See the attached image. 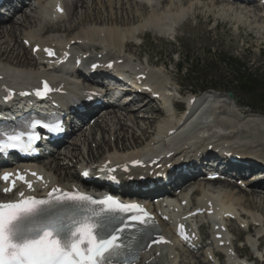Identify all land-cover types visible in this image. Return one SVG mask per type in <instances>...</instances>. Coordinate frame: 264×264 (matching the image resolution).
Returning <instances> with one entry per match:
<instances>
[{"label": "bare ground", "instance_id": "obj_1", "mask_svg": "<svg viewBox=\"0 0 264 264\" xmlns=\"http://www.w3.org/2000/svg\"><path fill=\"white\" fill-rule=\"evenodd\" d=\"M45 1H42L40 4L39 2H36L29 5V7L33 8L30 11L32 13H35V9H36L39 13L41 12V17L38 16L37 20L33 18L34 20L30 22L28 21L27 15H23L21 23H19L20 27L23 26L24 28L29 26L30 24H34L36 27L44 26L45 27L44 33L41 36V38H39V35L35 36L31 33H24L18 31L19 30L18 26H15V24L12 22L11 24H8V27L6 25L5 26L2 25L5 22L0 24V39L3 38L8 39L6 43V47L3 50L2 47L0 46V77L2 78L3 82H6L10 85H21L24 84L25 82L33 83L34 79H39L43 75H45L46 73L45 74L42 73L43 69L41 72L37 70L38 73H29L27 71V68H33L39 66V63H37L36 60L37 58L42 59L43 57L46 56V53L44 51V49L46 48H52V50H54L56 55H58L60 51L62 52L63 56H66L67 54H70V52L67 51V49H73L82 52L80 54L79 59H82L83 56L89 58L90 57L96 58V60H93L88 64L89 67L99 62L97 60V56L95 55L93 56L91 54L92 52L95 51L97 52L96 55H98V54H103V52H105L106 50L107 54L105 57L108 63L112 61L116 62L117 60H122V61L127 60L122 56V54L131 53L134 47H137L133 42H131L128 39V36H130V34H133L134 31L137 29L133 27L137 25L139 30L146 29L149 32H154L155 34H161V36L165 37V35L161 32L162 25H166L167 22H169L167 27L169 28L171 27L172 22L174 23L177 19L181 17V13L179 12V9H181L184 6L183 3H185L187 7L182 9L188 13L193 11L192 14H195L194 10L196 9V6H199L200 8L202 7L203 9H205V13H204L205 15L208 12L218 10L219 12L221 11L222 15H228L227 17L229 18L226 21L239 22L238 17L240 16L242 18H245L246 19L245 21H248L249 18H251L253 19L252 22L257 23V25L258 24L264 25V7L260 8L258 5L251 2L242 3V4L239 2H232L235 4H239L240 6L235 7L236 9L224 7L222 8L223 10L222 9L219 10L218 7L214 8L215 7L214 5L218 3H230V2H224L223 0L221 1L211 0L212 2L210 1L209 2L210 4H204L200 2L201 0H161L159 2V5L154 7V5H151V0H127L128 2L131 3V5L137 8V11L133 14L130 10L128 11L125 8L123 9V5H124L123 0H113V2L111 0H103L104 7L107 8L105 10H107L108 13H110V14L107 13L108 14L107 21L110 22L111 24H114L113 26H116L117 30L110 29L107 30L106 32L104 31L102 32L100 30H96L95 28L91 29L89 28V26H87V29H85L82 32H79L80 30L78 31L76 26L81 28L83 24L89 23L88 20H90V18H88V15L86 14V10L88 7L91 6L87 5L86 0H70L67 5V13L69 18L68 22L74 21L75 12L78 8H80L83 11L82 12L83 15H81L78 18L76 17L77 25L75 27L70 25L64 30V33L66 35L63 37V36H57L58 34L61 35V33L59 31L60 28L57 27L56 25L61 24V22L59 24H55L53 21L51 20L49 21L47 18H44V15L42 14L43 11L45 10V6H44ZM194 1H197L198 3ZM113 5L114 7L112 8ZM247 6L255 7V9L249 12L246 9L248 8ZM111 10H113L114 12L111 13ZM119 10L121 12H124L125 15L132 16L133 18L136 19L137 22L136 25L130 23L127 25V26H131L130 28L127 29L128 32L124 30H119V27L117 26V24L120 23L121 21ZM171 11H177V14L175 16H171L170 15ZM97 13H100V11H97L94 15H97ZM49 14H51L57 21L61 19L51 10ZM63 15H65V10ZM132 17L130 21L132 20ZM74 31H76V33H73ZM50 34L56 36H53L50 39V41H48L47 37ZM20 36L22 37L21 38L22 41H21V45H18L16 39L19 38ZM102 44H105V46H102ZM37 47L39 50L34 54L32 50ZM27 49H29V53L27 55L28 57L25 54L26 52L25 50ZM14 52H17V54L13 56ZM88 53H90L89 56ZM46 58L49 59L50 57L46 56L45 59ZM63 65L64 64H62V67ZM144 71L146 72V69ZM47 73H50V71H48ZM153 87L158 91L162 90V85H160L159 83H156ZM71 93L75 95L73 91H71ZM221 99L222 98L215 95L212 96L211 98H208L207 100H210V102H212V104L209 105H215L218 102L222 101ZM177 109L180 110V107ZM139 110H140L139 108H135L133 111L125 110V114L122 116L113 115L114 114L113 112L105 111L104 115L96 119L94 124L95 127L93 129H89L87 134L86 132H82L79 139L74 140L70 144V146L67 147L68 151H66L65 153H57V157H52L51 158L52 160L50 161L46 160V162H42V165H40V167H37L39 166V163L31 165V167L40 170L45 176H47L46 178L51 183H53V185H51L49 189L58 187L64 191L74 190V188L71 185L74 182H77V178H75L76 173L74 171H71V169L73 168H71V165H69V163H65V161L67 158L69 159L76 157V159L78 160L76 167L78 166L79 170L83 169L84 162H80L79 156L83 157L85 145H87L91 140L93 141L95 140L94 136H92L95 128H100L101 130H103L106 127L109 128L107 133H111V136L112 138H114L115 141V144L113 145L114 148L112 150H107V152H105L106 155L100 158L101 155L99 154L103 152L101 146L105 145V138H106L105 135L101 133L102 135L101 140L97 144L96 152L95 153L90 152L89 155H87V158L93 161L97 160L95 159L96 156L99 157L100 158L99 162L102 166H106L107 168L117 167L118 169H120L129 164H133L135 159L138 160L141 157L152 154L155 148L154 146L156 145L155 139L153 137L155 136V138H159L163 140L165 136L168 135V132L174 130L175 126L178 125L180 121L179 120L169 121L163 115L165 119H163L164 121L161 127L158 125L148 127L147 124H142V127L139 128L138 124L131 125L135 129L139 130L141 135L136 136L135 134L131 133L129 134L130 136L128 137L127 133L128 131H130V129L128 130V128L123 127L125 126V121H130L132 124H134L136 120L132 117L139 115L138 114ZM157 115L158 114L150 113V117L142 116V118L145 119V121L153 123L158 119ZM231 115L232 113L229 114V116L231 121H234L233 123H231L230 120H228V122H225L223 124H218L222 128L229 130L227 133H225L226 136L220 139L221 143L222 141L228 144L233 142V144H237L236 148L237 150L239 149L238 152L246 153L247 157L251 159L259 158L261 161L264 162V141H261L257 137L252 136V133L254 131H262V132L264 131V118L257 115H246L242 120H238L236 117ZM219 121H221V119ZM155 128L157 130H155ZM119 130L121 132H118ZM153 131L155 134H152ZM148 132L151 133V136L146 135ZM261 139L264 140V137H261ZM127 142L129 143V145H126ZM75 147H78V151L80 150L78 155L76 154V152H74ZM104 147H106V145ZM61 156H63V158ZM60 158H62L60 160L61 163L58 161ZM251 180L255 181V179L253 178ZM205 184L210 187L223 185L225 189L228 191L224 193L225 196L216 195L213 192L210 195L203 192L202 189L200 188L199 192L203 195V198H205L206 200L205 202L202 203V207L190 209V216L187 215L186 220L188 222L192 220L193 222L194 216H192L191 212L195 210H202V214H200L199 217H201L202 215H206L207 211L209 210L207 208L208 202H213L215 204H218L217 207L219 209L225 210V212L219 218L221 223L223 222V219L226 218V215L230 214L233 217L234 216L237 217V211L234 205L236 206L237 203L241 204L242 200L238 199L240 197L235 196L237 194H233L234 193L233 190L236 188L235 187L236 185H233V183L230 182H222V181H214L212 183L207 182ZM250 187L258 188L259 190L263 191L264 183L258 182ZM259 194L261 193H258L254 190L252 191L250 196L253 197ZM243 197L244 196H242V198ZM5 198L8 197H3L0 194V200L7 201V199ZM201 199L202 198H200L198 202L202 201ZM248 199L250 198L248 197ZM181 200L186 202L187 206L179 207V203H180L179 201ZM187 200H188L187 197L182 196L181 198H179L178 204H174L172 206H169L168 208H162L161 211L158 212L159 213L158 218L162 222V228L167 234L172 233V229L170 228V220L172 221L171 217H173L174 215L173 210H176L177 213H179L180 215H184L187 209L189 208V202ZM202 208L205 209V212ZM163 217L166 218V221L161 220ZM252 220L260 224V227H262V225L264 224L263 219L259 221L253 218ZM214 234H220L225 239L227 238V235L221 232H217ZM247 241L249 244H252V240L248 236H247ZM221 242L224 243L225 241H221ZM177 243H178L177 241H174L173 245ZM213 243L216 242L213 241ZM157 252H159L160 255ZM235 253L239 255V253L236 250ZM211 255L212 254L210 253L206 254V256L204 255L205 256L203 259L204 261H201L200 259H197L194 253L190 251L187 259L191 260V262L187 264H207L205 260H207L206 258L208 256L210 257ZM183 256L184 255L176 256L174 255V253H171V250L169 248L161 247L159 249H156L155 251L148 250L146 253L142 255L140 262H138V264H179L178 262L180 261L178 260L180 258L185 259ZM245 258L248 260L246 256ZM224 264H249V263L245 262V260L237 261L236 259H233L231 260V262Z\"/></svg>", "mask_w": 264, "mask_h": 264}, {"label": "snow or ice", "instance_id": "obj_2", "mask_svg": "<svg viewBox=\"0 0 264 264\" xmlns=\"http://www.w3.org/2000/svg\"><path fill=\"white\" fill-rule=\"evenodd\" d=\"M44 51L49 57L56 55L51 48ZM52 91L44 81L42 88L36 89L34 94L44 98ZM35 126L53 132L62 130L60 124L35 122ZM3 135L6 139H0V153L28 151L32 141L39 139L35 133L28 135L27 142L22 138L23 133ZM82 174L87 177L89 172ZM11 177V173L5 172L0 179L11 182L14 188L15 180ZM17 179L26 183L29 189L33 188L23 174L17 173ZM11 190L5 188L4 192ZM19 195L24 198L0 202V264H112V258L122 252H126L124 264H130L128 257L135 258L147 247L136 241L137 247L134 248L132 244H125L123 239L126 230L135 228L137 223L147 225L152 219L139 203H123L112 195L98 199L88 193L64 191L58 187L52 188L46 197H25L23 192ZM68 205L72 208L70 212L56 210ZM159 242L166 241L161 236Z\"/></svg>", "mask_w": 264, "mask_h": 264}, {"label": "rangeland", "instance_id": "obj_3", "mask_svg": "<svg viewBox=\"0 0 264 264\" xmlns=\"http://www.w3.org/2000/svg\"><path fill=\"white\" fill-rule=\"evenodd\" d=\"M111 1L113 2V0H111ZM202 1L203 0H201L200 2H202ZM210 1L211 0H209V2ZM86 2H87V5L91 6V7H88L86 10V14L88 15V18H90V20H88L89 23L83 24V26L81 28L76 26L77 25L76 17L78 18L81 15H83L82 14L83 11L80 8H78L75 12L74 21L68 22L69 21L68 20L69 19L68 13L67 14L65 13L64 16H66V19L63 20V22H61V24L56 25L57 27L60 28L59 31L61 33V35L58 34L57 36H63L64 37L66 35L64 33V30L67 27H69L70 25H72L74 27L76 26L78 31L80 30L79 32H82L85 29H87V26H89V28H91V29L95 28L96 30H100L102 32L103 31L106 32L107 30H110V29L111 30L116 29V26H113L114 24H111L110 22L107 21V15L110 13H108V11L105 10L107 8L104 7L103 0H86ZM194 2H197V1H194ZM209 2H208V4H210ZM40 3L41 2H39V4ZM123 4L125 5V6L123 5V9L125 8L128 11L130 10L133 14L137 11V8L133 5H131V3L128 2L127 0H123ZM164 4H166V3H164ZM183 4H184V6L182 8H186L187 5L185 3H183ZM220 4H223V3H218V4L214 5L215 6L214 8L218 7ZM82 5H85V4H82ZM79 7H80V4H79ZM113 7H114V5L112 6V8ZM154 7H156V6L154 5ZM224 7L225 6L218 7V9L221 10ZM247 7L248 8H246V9L249 12L252 11L253 9H255V7H250V6H247ZM182 8L179 9V12L181 13V17L179 18V20L181 18H183L182 22L185 21L184 26L186 27L187 25H189L193 30H192V32H188L184 28L180 29L178 32V34H179L178 38H180V39L176 40L174 42V45L173 44L172 45H170V44L164 45L161 42H159L157 39L153 38V37H158L159 39H165V37L161 36V34H155L154 32H149L146 29L139 30L138 26L136 25V23H137L136 19L133 18L132 16L125 15L124 12H121L119 10L120 20H121L120 23L117 24V26L119 27V30H124V31L128 32L127 29L130 28L131 26H127V25L130 23V24L136 25L133 28H137L133 34H130V36H128V39L131 42L134 43V41H135L134 37L146 38L143 41H138V40L135 41L138 44L140 42H143V46L139 45L137 47H134V49L132 50L131 53H133V55H135L137 58H139L140 57L139 55H141L142 57L139 61L142 63H144L146 61V59L149 58L151 60V62H153V63L157 62L159 60L158 61L159 64H164L166 70H164L163 67L158 65V63H156V65L154 64V66H157V69H153V70H157V73L159 74L160 79L164 82L165 85L171 87L172 89H177L178 88L177 85H179L182 88H185L184 85H188L189 83L192 82L191 84H192L194 89L201 87L203 84H205V83H202V81L200 80L201 74L192 75L193 77H191L192 80L190 82H189V80L183 79L184 77L181 75H180L181 76L180 78H177V75L175 73L176 71L174 69L176 66V61L179 58V56L181 58V55H182V60L185 56H187L191 60H194V62L196 61V59H198V61L200 63V65H198L199 66L198 70H200V68L204 67L203 66L204 64L207 65L209 63V61H206L207 58L209 57V56L206 57V55H205L206 51L211 47L219 48L221 46L223 48V50H222L223 52L227 53L230 56L239 57L241 59L242 63L246 64V66L248 67V68L246 67V70L248 71V73H250L252 75L256 74L257 79H259V80L263 79L264 80V65H262V64H264V61H263L264 25H260V24L257 25V23L252 22L253 19H251V18H249L248 21H245L246 19L242 18L240 16L238 17L239 22L236 21L237 19L235 20L236 22L226 21L229 18V17H227L228 15H222L221 11L219 12L218 10L208 12L205 15L204 14L205 9H203L202 7L200 8L199 6H196V9L194 10L195 14H192L193 11L188 13V12L184 11ZM225 8H227V7H225ZM32 9H33L32 7H29V10H32ZM233 9H236V8H233ZM79 10H81V11H79ZM97 11H100V13H97V15H94ZM113 12L114 11L111 10V13H113ZM38 14H39V12L35 9V13L31 12V14L27 15L28 21L32 22L34 19L37 20L38 16L41 17V15H38ZM176 14H177V11H171L170 12L171 16H175ZM23 15H26V14L22 13V15L20 16V20H18V17H17L12 22L15 24V26H18V29H19L18 31H21L24 33H31L35 36L40 35V37H41L44 33V28H45L44 26L36 27L34 24H30L29 26H27L25 28L23 26L20 27L19 23H21ZM246 15H248V14H246ZM126 16H127V18H126ZM131 17H132V20L130 21ZM187 18H189V19H187ZM191 18H193V20L196 21V24H197L196 27H194L195 24L193 25L192 21H190L187 24L186 21H189ZM96 20H98V21H96ZM207 23H209V24L207 25ZM9 24H11V22ZM6 26L8 27V25H6ZM215 26H217V27L215 29H213ZM73 33H76V31H74ZM135 33H137V34L135 35ZM198 33H200V34L197 38ZM53 36H56V35L50 34V36L47 38L51 39ZM204 37H205V39H204ZM21 38L22 37L20 36L19 38L16 39L18 45H21V41H22ZM7 41H8V39H6V38L0 39V46L2 47V50L6 47ZM102 46H105V44H102ZM10 47H11V45H10ZM172 48L178 53V55L173 56L172 54H170L168 52V51L174 52V50H172ZM8 49H10V48H8ZM25 51H26L25 54L27 56L29 53V49H27ZM15 54H17V52H14L13 56ZM20 55H22V54H20ZM211 55H213L215 58H219L221 53L218 54V51H216V52L214 51L211 53ZM23 57H24V55H23ZM128 57H133V56H128ZM150 65L153 66V64H150ZM184 67H185V70H183V74L185 73L186 69H187V73H188V70H189L188 68H190L189 65L188 66L185 65ZM34 68L35 67L27 68V71L29 73H38V71L33 70ZM192 69L196 70L194 67ZM220 72L221 73H219V76H222L223 78H224V76H228L227 75L228 71L226 69L220 68ZM219 76H217V78L215 80H213L211 84H214V85L219 86V87H221V86H225V87L229 86L230 87V83L226 82L227 79L223 80L222 78H218ZM203 77L205 78V76H203ZM209 78H210V76H207L206 80L208 81ZM157 116H158V119L155 122L151 123V122L145 121V119H143L142 117L140 119H138L139 117H138V115H136V116L132 117L136 120V122L134 124H132L130 121H125V126H123V127L128 128V124L126 122L131 123V125L138 124L139 128L142 127V124H147L148 127L157 126V125L161 127V125L164 121L163 120L164 117L162 114H158ZM168 120L171 121L170 119H168ZM108 129L109 128H107V131H108ZM118 132H121V131L119 130ZM131 132H133L136 135H139V131L137 129L133 128V129H130V131H128V133H127L128 137L130 136L129 134ZM87 133L88 132H86V134ZM140 135H141V133H140ZM146 135L151 136V133L148 132ZM92 136H94V138H95V133H93ZM98 138H100L99 134L96 135V138L94 141L91 140L87 145H85L84 151L86 150V155L85 156L83 155L84 160L82 159V161L87 160V155H89L90 152H93V153L96 152L97 144L101 140V138L99 140H97ZM106 138H105L106 147H104L105 145L101 146V149L103 150V152L101 154H99L101 156L105 151L112 150L114 148L113 147V145L115 144L114 138H113V144H110L109 139H106ZM108 138L111 139V137H108ZM109 145H111V146H109ZM126 145H129V143L127 142ZM66 146H69V145H66ZM66 151H68L67 148H65L63 150V152H61V153H65ZM74 152H76V154L78 155V153L80 152V150L78 151V147H75ZM103 155H105V154H103ZM61 157L63 158V156H61ZM80 157L81 156H79V159H80ZM65 163H69V165H71V168H74V167H76L78 160L76 159V157H73V158L67 159L65 161ZM71 171H75V170L71 169ZM257 190H259V189H257ZM259 191H262V190H259ZM235 193H237V190H235L233 194H235ZM245 194L246 193L242 191V193L235 195L236 197H240L238 199L242 200L241 204L237 203L235 207L238 208L240 212L246 211V214H247L246 216L250 217V220H251V217H261L264 220V197H262V199H261V196L258 197L259 195H256L254 197H258V198L252 199V197H251L250 199H248V195H245ZM242 196H244V197L242 198ZM248 200L250 201V203ZM231 229H232L231 234L233 235L234 239H240V241L245 242L243 239L245 237L244 232L240 231V229L235 224H231ZM259 232H262V230L260 228H258L255 231L251 230L249 233L251 235H255L256 233H259ZM203 234L205 235L206 231H203ZM252 243H253V241H252ZM257 244L261 245L260 249L262 251L263 259H264V236L261 239H259ZM235 245L238 248V247H241L243 245V243H241V244L236 243ZM239 255H240V253H239ZM197 259H200V258H197ZM183 260H184L183 258H180L178 260L180 262H178V263L179 264L189 263V261H187V260L184 263ZM201 261H204V260H201Z\"/></svg>", "mask_w": 264, "mask_h": 264}, {"label": "trees", "instance_id": "obj_4", "mask_svg": "<svg viewBox=\"0 0 264 264\" xmlns=\"http://www.w3.org/2000/svg\"><path fill=\"white\" fill-rule=\"evenodd\" d=\"M231 68V80L233 85L256 97L264 105V80H259L255 75L248 73L242 64L232 58H222Z\"/></svg>", "mask_w": 264, "mask_h": 264}]
</instances>
